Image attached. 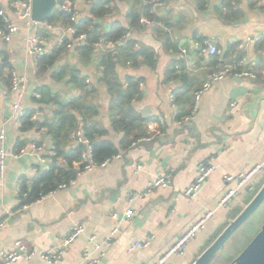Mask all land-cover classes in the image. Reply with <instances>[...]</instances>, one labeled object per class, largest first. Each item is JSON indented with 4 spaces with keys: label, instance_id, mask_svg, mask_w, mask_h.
<instances>
[{
    "label": "crops",
    "instance_id": "0c3cea01",
    "mask_svg": "<svg viewBox=\"0 0 264 264\" xmlns=\"http://www.w3.org/2000/svg\"><path fill=\"white\" fill-rule=\"evenodd\" d=\"M69 1L77 6L81 18L88 15L95 0ZM159 1L162 4L152 12L149 0V16H140L153 19L155 24L141 23L139 17L138 25L130 27L127 0H109L105 5L109 7L108 12L95 19L104 31L115 22L129 26L123 36L129 33L126 39L135 41L136 50H140V45L151 50L150 56L138 57L137 65L117 64L116 72L124 87L127 77L138 80L141 96L132 100V107L142 119L144 135H151L152 139L121 147L122 141L126 140L125 134L111 127L109 98L101 81V68L97 69L96 54L100 50H115V44L101 36L113 46L98 49L93 43L96 54L87 64L79 62L77 47L80 43L66 47L62 62L77 68L78 75L84 76L87 84L97 85L98 91L91 98L96 107L94 119L106 132L96 138L114 143L119 148L118 157L105 166L75 173L74 179L65 187L58 186L53 193L25 207L19 205L20 181H29L39 175L46 170L47 164L26 154L17 159L8 157L0 177V252H11L14 243L21 241L26 251L33 253L13 264H48L38 255L48 249L63 250L62 258L50 264H87L82 258L84 249L91 257H99L97 264H151L206 210L216 208L226 190L235 185L225 181L224 175L244 173L263 163L264 0ZM0 10L19 27L9 41L0 38V63L7 56L10 72L16 70L25 76L24 111L35 110L32 119L33 116L35 119L51 118V105L38 102L40 94L34 91L35 88L47 85L58 92L63 101L73 98L79 90L74 82L68 81L69 75L58 80L49 72L37 76L36 60L29 53L28 39L36 33L41 34L46 53L52 46L60 45L65 37L70 40V36L66 34V28L59 23H49L47 19L44 21L50 27L25 26L15 16L12 0H0ZM156 27L164 33L155 31ZM40 29L47 33L38 32ZM122 38L117 45L124 44L126 39L120 42ZM205 42H214L226 61L239 64L240 68L258 70L257 78L220 80L201 94L195 106L194 94L216 63L214 55L198 49V44ZM8 71L6 68L0 70V129L5 132V150L8 154L15 153L19 140L25 145L35 141L42 147L39 156L52 160L53 140L46 128L20 129L22 120L15 116L12 107L15 97L7 91ZM158 117L163 123L157 121ZM185 117L190 119L184 121ZM77 119L78 126L67 136L68 149L78 144L73 142L71 133L79 129L84 133L81 119ZM149 121L157 122L154 131L147 128ZM200 162H209L214 168L197 196L188 198L184 189L196 178ZM48 163L50 165L51 161ZM136 164L140 165L137 172ZM73 167L79 170L81 164L74 162ZM169 171L172 174L169 187L154 188L128 203L130 192L144 189L152 178ZM263 177L258 175L253 181L259 183ZM246 191V188L242 189L226 206L217 207L204 228L186 244L184 252L170 256L166 264L192 262L205 240L226 220L231 207L242 203ZM128 206L133 214L126 218L123 212ZM113 213L119 215L117 221L111 217ZM74 225L83 227L84 231L64 245L63 236ZM114 226H118V231L110 237L108 245L96 249L89 243L90 236H95L97 242H104ZM134 241H149V245L128 251Z\"/></svg>",
    "mask_w": 264,
    "mask_h": 264
},
{
    "label": "trees",
    "instance_id": "16d2710c",
    "mask_svg": "<svg viewBox=\"0 0 264 264\" xmlns=\"http://www.w3.org/2000/svg\"><path fill=\"white\" fill-rule=\"evenodd\" d=\"M148 1L149 0H127L130 5L127 13L130 27L138 25L141 15L149 16ZM108 3L109 0H95L90 5L88 15L79 18L76 22L71 21L69 14L61 10L55 11L47 21L49 23H59L62 28L73 26L76 29V34L85 33V39L81 41L77 47L78 58L81 63H89L96 54L93 43L97 41L98 37L103 36L105 40L112 41L115 44V50H100L96 54L97 69L101 68V81L105 86L109 98L108 118L111 127L115 131H121L125 134L126 140L122 141L120 146L126 147L132 144L138 137L144 135L141 129L142 119L132 107V100L141 96V90L138 87V80L131 77L126 78L127 85L124 87L122 80H120L117 75L116 65L122 62H129L132 66L137 65L139 63L138 57L143 55L150 56L151 50L141 45L139 47L140 50H136L134 47L135 41L133 39H126L122 46L117 45L118 40L128 31L129 26L123 27L118 22H115L108 31L102 30L95 19L98 17L101 18L108 12L109 7L105 6ZM139 7L141 10H138ZM2 25L3 21L0 17V28ZM155 31L164 33L159 27H156ZM38 32L43 34L47 33L44 29H40ZM68 40L69 39L65 37L60 45L52 46L49 52L38 55L35 61L37 76H42L49 72L52 78L58 80L63 78L64 75H69L70 78L68 81L74 82L79 91L73 98L63 101L60 94L54 92L47 85H39L35 88L34 91L40 94L38 102L51 105L52 117L47 118L44 116L42 119H32V115L36 111L26 110L21 117L20 129L26 131L33 127H38V129L43 127L46 128V132L52 137L53 148L56 154L52 158L48 169L42 171L39 175L33 176L29 181L26 179L20 181L18 189L20 206L34 202L57 190L59 185L67 184L74 179L76 170L73 167V163L80 162L84 146L78 143L75 147L68 149L67 136L70 130L78 126V117L81 119L85 136L90 140L93 161L100 163L119 152V148L110 140L103 138L98 140L96 138L97 136L101 138L106 132V130L99 126L94 119L96 107L91 98L98 91V88L95 84H87L85 82V77L78 75L77 68L66 61L62 62V58L64 59L67 51L66 43ZM116 52L117 54H115ZM4 68L9 69L7 75V82L9 85L11 66L7 56H4L0 63V70ZM24 146H26L25 142L19 140L16 147L19 149ZM263 181L264 177L259 183L255 184L253 191L245 192L241 204H235L231 207L228 211L226 220L205 240L198 254L194 256L193 261L216 238L228 222L242 210L243 206L250 201L261 187ZM256 221H258L259 225L257 228H255ZM263 221L264 202L227 240L223 250L218 253L211 264H228L248 244L259 230Z\"/></svg>",
    "mask_w": 264,
    "mask_h": 264
},
{
    "label": "built area",
    "instance_id": "2783aa9c",
    "mask_svg": "<svg viewBox=\"0 0 264 264\" xmlns=\"http://www.w3.org/2000/svg\"><path fill=\"white\" fill-rule=\"evenodd\" d=\"M161 4L162 3L159 0H150L151 11L152 12L157 11V8L160 7ZM12 7L15 16H17V18L21 20L25 26L34 27V28H42V26L50 27L47 21L39 22V21H34L31 18L32 0H12ZM55 9L61 10L69 14L70 20L73 22H76L79 19L80 16L79 9L77 8L76 5L73 4L72 1L63 0L58 2L56 0ZM0 17L2 18L3 21V25L0 28V38L4 41H9L12 38V36L15 34V32H17L19 27L15 22L9 20L6 13L3 12L2 10H0ZM140 22L144 24L156 23L153 19H149L145 17H140ZM65 32L70 36V40L66 43L67 48H72L73 46L78 45L86 37L85 33L76 34V29L73 26H68ZM128 36L129 33H126L120 42H124V40ZM43 43H44V37L38 33L32 35L28 39L29 53L31 54L32 58H34V60H36L38 55L45 53V48L43 46ZM106 45L113 46L112 42H105L104 39L101 37L98 38L96 42H94V46L98 49H102ZM198 49L201 52H205L206 54L214 55L216 57V63L214 69L207 75V78L203 83L202 87L199 90H197L194 94L195 106H197L201 94L206 90H208L211 87V85H213L214 83L220 80L229 77L250 78V79L257 78V72L253 68L250 69L240 68L239 64H234L232 62L226 61L222 50L219 49L214 44L208 42H205L204 44H198ZM25 80H26L25 76L19 74L16 70H12L10 72V81L7 91L15 97L12 107L15 116L20 118L24 114L22 101H23V94L25 89ZM33 118H35V116H33ZM189 119H190L189 117H185L184 121H188ZM157 121L159 123H163V119L161 117H158ZM156 123L157 122L155 121L147 122V128L150 131H154ZM177 123L180 124V122ZM71 138L73 142L83 144L84 146V150L81 153V159L79 162L81 164V168L79 170L76 169V174H80L84 170H91L96 166H105L110 162V160L118 157L117 154L111 158L105 159L100 163H96L92 159V147L90 144V140L84 135L83 131L81 129L73 131L71 133ZM151 139H152L151 135H143L138 137L134 142H132L131 145L135 146L137 144L150 141ZM4 141H5V132L4 129L2 128L0 129V177H2L4 174L8 157H11L12 159H17L18 157L24 154L30 156H36L41 163H44V165L47 164L46 169H48V165H49L48 162L51 161V158L46 159L44 157L39 156V153H41L42 151V147L38 145L37 142L32 141L28 145L19 148L17 152L8 154L4 147ZM51 155L52 157H54L55 152L52 151ZM213 168H214L213 165L210 164L209 162H200L197 167L196 178L190 185H188L184 189V195L187 196L188 198H192V199L195 198L199 190L201 189L205 179L211 174ZM139 169H140V165L136 164L135 171L137 172ZM263 174H264V161L261 165H257L247 172L238 173L235 175L233 174L224 175L223 179L225 181L233 182L235 185L226 190L224 195L219 200L216 208L226 206L230 202V200L233 197L238 196L240 191L244 188H246L248 191H253L255 187V182L253 181L254 177ZM171 180H172V174L170 171L165 174L155 176L147 183L144 189L130 192L128 203H131L136 198H141L145 196L146 194L150 193L154 188L169 187L171 184ZM65 186L66 184H61L59 185V188ZM25 206L26 205H23V207ZM216 208L212 210H206L183 233L179 234L178 237L174 240L173 244L151 264H166L170 256L175 254H182L184 252V248L186 244L192 238L195 237L196 233L200 229L204 228L206 221L209 218L213 217ZM123 213H124V217L127 218L133 214V211L131 210V207H129L126 208V210ZM111 217L117 221L119 215L117 213H113ZM1 227H2V223H0V228ZM83 231L84 228L81 226H76V225L71 226L68 232H66L63 236L64 245H67L69 242L73 240V238L77 234ZM117 231H118V226H114L110 231L109 237H107V239L104 240V242H97L95 236H90L88 238V241L94 246V248L99 249L102 245H108L110 237L114 236ZM148 245H149V241H144V242L134 241L128 247V251H132L138 247H147ZM32 254H33L32 252L26 251V248L21 241H16L14 243V248L11 252H0V264H13L20 259L31 257ZM38 255L44 262L48 264L56 263L62 258L63 250L48 249L38 253ZM82 258L83 261L86 262L87 264H97L99 262V257H91V253L87 249L83 250Z\"/></svg>",
    "mask_w": 264,
    "mask_h": 264
},
{
    "label": "water",
    "instance_id": "95a60500",
    "mask_svg": "<svg viewBox=\"0 0 264 264\" xmlns=\"http://www.w3.org/2000/svg\"><path fill=\"white\" fill-rule=\"evenodd\" d=\"M56 0H32L31 18L44 21L55 12ZM214 44V42H210ZM264 202V181L259 190L242 210L231 219L216 238L196 257L191 264H211L223 250L227 240ZM228 264H264V221L248 244Z\"/></svg>",
    "mask_w": 264,
    "mask_h": 264
},
{
    "label": "rangeland",
    "instance_id": "374dc122",
    "mask_svg": "<svg viewBox=\"0 0 264 264\" xmlns=\"http://www.w3.org/2000/svg\"><path fill=\"white\" fill-rule=\"evenodd\" d=\"M259 225H258V221L255 222V228H257Z\"/></svg>",
    "mask_w": 264,
    "mask_h": 264
},
{
    "label": "bare ground",
    "instance_id": "6f19581e",
    "mask_svg": "<svg viewBox=\"0 0 264 264\" xmlns=\"http://www.w3.org/2000/svg\"><path fill=\"white\" fill-rule=\"evenodd\" d=\"M264 175V174H263Z\"/></svg>",
    "mask_w": 264,
    "mask_h": 264
}]
</instances>
